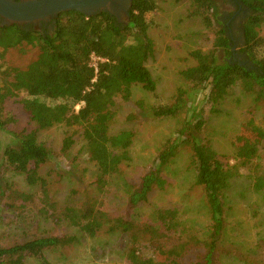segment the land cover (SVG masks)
<instances>
[{"label":"trees","instance_id":"obj_1","mask_svg":"<svg viewBox=\"0 0 264 264\" xmlns=\"http://www.w3.org/2000/svg\"><path fill=\"white\" fill-rule=\"evenodd\" d=\"M189 1V16L201 19L205 32L210 34L213 51H203L199 47L188 49V56L194 63L180 71L184 86L178 87L168 100L160 99L156 81L145 65L154 52L147 33V16L157 9V0H131L129 20L124 26L106 12L87 17L69 11L57 16L52 34L25 31L16 25L0 27V58L12 48L24 52L30 47L36 52L35 57L22 67L6 65L2 68L3 64H0V130L11 136L0 162L5 170L22 176L34 192L26 193L13 185H5L1 178L0 192L4 194L7 208L24 226L32 227L33 223L29 221L42 217L49 220L53 228H62L60 234L45 232V235L33 236L6 248L0 246V264H22L26 257L46 264L45 250L78 244L79 236L94 237L100 232L129 237L124 252L128 264L218 263V242L228 217L224 200L230 180L243 170L247 172L253 190L264 189L257 182L259 164L251 158L256 147L249 144V153L237 156L238 161L230 164L209 142L199 140L203 120L188 121L160 144L155 166L129 182L123 179L122 168L131 160L129 148L134 133L131 130L110 132L116 115L115 98L128 100L132 88L137 86L152 96L154 102L147 108L156 119L182 114L188 108L190 93L194 92L192 95L195 96V91H201L207 84L211 86L205 97L210 113L218 112L217 103L233 86L238 87L241 94L250 96L254 107L264 101V39L260 36L264 25V0H235L250 11L242 24V50L253 69L237 62L218 60L215 51L223 49L227 56L230 54L226 21L213 13L211 0ZM200 35V32L190 34L195 39ZM92 54L104 59L97 63V71L90 65ZM20 93L25 97L17 102L39 129L63 124L73 130L62 139L59 154H68L74 134L79 132L84 141V152L93 171L86 176L84 186L75 189L72 185L63 201H57L53 194L59 179L50 175L51 162L58 155L37 139L35 129L28 132L14 130L15 119L3 106L7 99ZM40 98L56 103L49 106ZM253 125L250 119L242 125V130L251 128L252 132L259 131V138H264V132ZM184 148L190 151V164L196 170L194 183L204 194L209 216L204 231L185 222L176 206L156 207L150 218L136 212L148 203L152 193L165 190L168 182L164 171ZM117 182L125 188V206L133 216L112 212L103 201L113 185L119 186ZM30 205L36 209L33 220L28 218ZM181 247L185 248L182 256L171 255L168 261L160 262L153 255L157 251L175 252ZM144 250H150L152 255L143 254Z\"/></svg>","mask_w":264,"mask_h":264},{"label":"rangeland","instance_id":"obj_2","mask_svg":"<svg viewBox=\"0 0 264 264\" xmlns=\"http://www.w3.org/2000/svg\"><path fill=\"white\" fill-rule=\"evenodd\" d=\"M211 1L213 13L220 18L233 10L227 0ZM189 8V0H157V9L147 16L149 21L147 33L153 42L154 52L145 65L156 81L157 94L161 100H168L178 87L184 86L179 73L194 63L188 56V49L199 47L203 51H213L210 34L205 32L200 18L189 16ZM196 32L201 33L197 39L190 36ZM233 35L234 37L238 35L237 30H233ZM260 36L264 39V25L261 27ZM35 54V50L30 47L24 52L12 48L2 55L0 64H3L2 68L6 65L22 67L31 61ZM215 54L218 58L221 56L219 50L215 51ZM210 91L211 86L207 84L201 91H195V96L192 95L194 92H191L188 108L179 116L167 119H156L152 115L147 107L154 102L153 98L139 86L132 88L128 100L115 98L116 115L110 125V132L131 130L134 133L133 143L129 148L131 160L122 168L124 180L135 181L143 172L154 167L160 144L172 137L182 124L202 119L204 124L198 133L199 140L209 142L216 152L228 159L230 164L238 161L237 156L247 155L250 146L256 147V152L251 158L259 164L257 182L264 187V138H259V131L252 132L251 128L242 130V125L252 119L253 126L264 132V101L254 107L252 98L241 94L239 88L233 86L217 103L218 112L210 113L205 100ZM22 97L25 96L20 93L14 98L7 99L3 106L15 119L12 125L14 130L28 132L35 129L37 139L51 147L55 155H58L51 162L53 173L50 175L59 179L53 194L57 201H63L69 195L68 189L72 185L75 189L84 186L86 176L93 171V165L87 160L84 152V141L79 132L74 134V143L68 154L65 156L59 154L62 139L73 130L63 124H53L39 129L37 124L29 120L17 102ZM40 100L49 106L56 103L43 98ZM10 141L11 136L0 130V159ZM189 156L190 151L187 148L180 151L177 158L164 171L168 182L165 190L155 191L149 196L148 203L136 210L140 216L150 218L152 210L156 207L176 206L185 222L197 230H206L209 222L208 211L203 191L194 183L196 170L190 164ZM72 158H75L74 162L71 161ZM238 175L230 180V186L225 193L224 208L228 217L225 221L226 229L218 242L217 264H264V189L253 190L246 171H239ZM0 178L5 185H13L26 193L34 192V189L25 184L22 176L5 170L1 162ZM117 183L119 186L113 185L111 193L108 197H103V201L108 203V209L112 212L128 215L127 217L133 216L125 206V188H122L120 182ZM3 195V192H0V246L6 248L33 236L45 235V232L61 233L62 228H53L51 222L42 217L29 221L33 223L32 227L24 226L20 219L15 218V213L7 208V201L5 202ZM34 200L37 204V197ZM29 209L28 218L33 220L36 209L31 205ZM24 215L27 219V210ZM26 222L28 224V220ZM79 237L78 244L45 250L46 264H128L124 258L129 243L126 234L100 232L94 237ZM183 250L185 248L181 247L175 252L157 251L153 255L158 261L164 262L171 260V255L182 256ZM143 254L151 256L152 252L144 250ZM22 264L44 263L33 257H26Z\"/></svg>","mask_w":264,"mask_h":264},{"label":"water","instance_id":"obj_3","mask_svg":"<svg viewBox=\"0 0 264 264\" xmlns=\"http://www.w3.org/2000/svg\"><path fill=\"white\" fill-rule=\"evenodd\" d=\"M131 0H0V26L38 23L75 11L84 16L106 12L127 24Z\"/></svg>","mask_w":264,"mask_h":264},{"label":"flooded vegetation","instance_id":"obj_4","mask_svg":"<svg viewBox=\"0 0 264 264\" xmlns=\"http://www.w3.org/2000/svg\"><path fill=\"white\" fill-rule=\"evenodd\" d=\"M14 1H19V0H14ZM227 2L229 5L233 7V10L230 14H225L224 17H221L220 19L221 21L224 20L226 21L225 22L226 36L231 41V43L229 44L230 54L227 56L226 52L223 49H220L219 52L221 56L219 57V59L221 60V62L223 60H226L228 62H237L240 66L253 69L254 68L253 64L248 60L246 53L242 50L244 44L242 24L245 21V19L250 15V11L240 2H237L235 0H227ZM56 18H49L45 21H40L38 23L22 24L20 26L18 25V27L25 31H39L42 33L45 32L46 34H52L55 28ZM115 21L116 23L122 26L125 25L120 23L116 18ZM233 30H237L238 32V35L235 37L233 35ZM239 47L241 48L239 49Z\"/></svg>","mask_w":264,"mask_h":264},{"label":"built area","instance_id":"obj_5","mask_svg":"<svg viewBox=\"0 0 264 264\" xmlns=\"http://www.w3.org/2000/svg\"><path fill=\"white\" fill-rule=\"evenodd\" d=\"M91 67H93L94 68V70L95 71H97V63L100 61V62H102V61H104V59H102V58H100V57H97L96 55H94V54H92L91 55ZM79 107V105H77L75 108H78Z\"/></svg>","mask_w":264,"mask_h":264}]
</instances>
